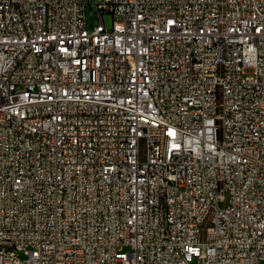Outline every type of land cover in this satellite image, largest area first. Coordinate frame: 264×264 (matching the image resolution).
Instances as JSON below:
<instances>
[{"label": "built area", "instance_id": "obj_1", "mask_svg": "<svg viewBox=\"0 0 264 264\" xmlns=\"http://www.w3.org/2000/svg\"><path fill=\"white\" fill-rule=\"evenodd\" d=\"M86 3L0 0V264H264V0Z\"/></svg>", "mask_w": 264, "mask_h": 264}, {"label": "rangeland", "instance_id": "obj_2", "mask_svg": "<svg viewBox=\"0 0 264 264\" xmlns=\"http://www.w3.org/2000/svg\"><path fill=\"white\" fill-rule=\"evenodd\" d=\"M86 1L87 3L85 6V15H86L88 28H91L92 26H94L95 24L99 22L97 14H96V8H95V2L97 0H86ZM102 20L105 24V28L108 31H110L112 29L113 20H114L113 15L111 13H104L102 15ZM21 256L25 257V255H21ZM192 264H196V263L192 262Z\"/></svg>", "mask_w": 264, "mask_h": 264}]
</instances>
